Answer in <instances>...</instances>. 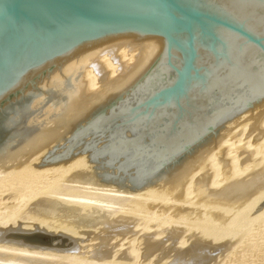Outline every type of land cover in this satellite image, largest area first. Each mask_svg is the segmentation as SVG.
Listing matches in <instances>:
<instances>
[{"label":"bare ground","instance_id":"bare-ground-1","mask_svg":"<svg viewBox=\"0 0 264 264\" xmlns=\"http://www.w3.org/2000/svg\"><path fill=\"white\" fill-rule=\"evenodd\" d=\"M159 50L156 41L108 42L47 73L36 88L29 89L30 98L14 106L0 130V261L157 264L160 251H166L162 258L168 251H179L175 264H184L201 253L205 254L197 259L198 264L224 260L232 242L213 246L212 241H204L222 231L224 224L216 221L222 210L231 211L264 191V157L259 154L264 150V107L247 110L226 122L220 140L176 182L160 180L135 191L118 188L96 177L92 165L97 164L85 162L89 152L77 154L64 167L28 168L40 163L55 146L59 148L56 152H63L66 147H60L81 123L118 97L125 99L127 90L133 89ZM126 136L131 137V133L126 132ZM145 140L149 142L147 137ZM236 169L240 172L233 174ZM114 172L117 175L118 170ZM230 174H237V178L227 181ZM128 181L125 185L132 187ZM163 196L170 199L164 203ZM188 197L200 202L196 204L200 207L204 198L214 202L212 222L200 223L201 210L184 209ZM201 228L202 235L196 234ZM251 235L264 239V222L257 224ZM82 237L85 239L80 242ZM178 238L182 239L180 245H176Z\"/></svg>","mask_w":264,"mask_h":264},{"label":"water","instance_id":"water-1","mask_svg":"<svg viewBox=\"0 0 264 264\" xmlns=\"http://www.w3.org/2000/svg\"><path fill=\"white\" fill-rule=\"evenodd\" d=\"M119 39L156 41L159 54L125 99L29 169L64 167L89 152L85 162L103 170L96 177L118 188L176 182L226 122L264 107V0H0V130L47 73Z\"/></svg>","mask_w":264,"mask_h":264},{"label":"rangeland","instance_id":"rangeland-1","mask_svg":"<svg viewBox=\"0 0 264 264\" xmlns=\"http://www.w3.org/2000/svg\"><path fill=\"white\" fill-rule=\"evenodd\" d=\"M249 142V141H248ZM235 151L236 148L234 147L233 149H230V153L232 151ZM259 154L264 157V150H260ZM234 153V152H233ZM94 167V165H92ZM96 166V165H95ZM94 171L100 173L102 171L100 170H95ZM112 169H109V172L111 173ZM240 172L237 169L233 171L234 173ZM237 174L231 176L229 175V181L230 179H236ZM225 179V178H223ZM226 180V179H225ZM225 181V182H227ZM16 183H21L19 179H16ZM230 182V181H229ZM222 195H230L233 192H219ZM161 197V196H159ZM203 198V197H202ZM164 200V203H166L167 200L170 199L169 196H163L162 198ZM264 201V191L256 194L255 196L253 195L250 197L248 200L243 202L241 205L236 206L233 208L231 211L224 209L222 210L221 218L216 220L217 223L224 224V227L222 228V231H220L217 234H213L211 237L205 238V243L207 242H213V246H221L222 244H225L226 242L224 241H230L232 242V248L229 250H226V256L224 260L220 261V264H264V239L262 236L257 237V236H252V230L257 226V224H261L264 222V206L262 207V211L259 213H256L253 217L249 218L251 214L254 213V210ZM163 202V201H162ZM196 200L193 199V197H188L186 201V207L184 209H195V210H201L200 218L201 222H212L210 221V215L212 208L214 207V202L210 201L209 199L203 200V206L200 207L196 204H201L200 202L195 203ZM218 210L217 208H215ZM221 210V209H219ZM163 216H159V219H162ZM24 222H19V224H23ZM20 227H23L21 226ZM207 225V224H206ZM164 228L159 230V233L162 232ZM196 234L202 235L203 229L201 228L199 231H195ZM246 234L245 238H243V235ZM250 234V235H249ZM81 237V236H80ZM79 237V238H80ZM74 239H78L74 237ZM84 237H82L80 242L84 241ZM182 239L178 238L177 244H181ZM79 242V241H78ZM167 250V249H165ZM161 253L157 256V264H175L178 263L177 256L180 255L179 251L174 252V251H168L167 255L165 254L164 258H162V255L166 251H160ZM205 253H201L198 258H188L184 264H198L199 262L197 259H199L201 256H203ZM1 256V255H0ZM7 257V256H6ZM1 258V257H0ZM5 257L3 256L2 259ZM6 259V258H5ZM248 259L250 263L248 262ZM197 260V261H196ZM6 260H1L0 264H5ZM3 262V263H2ZM219 263V262H217Z\"/></svg>","mask_w":264,"mask_h":264}]
</instances>
